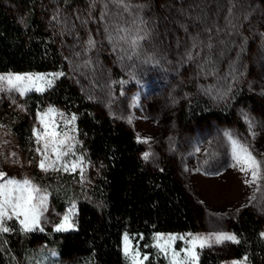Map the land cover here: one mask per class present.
<instances>
[{"label": "rangeland", "instance_id": "obj_1", "mask_svg": "<svg viewBox=\"0 0 264 264\" xmlns=\"http://www.w3.org/2000/svg\"><path fill=\"white\" fill-rule=\"evenodd\" d=\"M2 1L19 22L25 21L27 12L16 0ZM30 2L55 35L65 66L60 70L0 72V76L63 73L50 87L45 86L43 92L33 90L21 96L14 90H4L10 97L0 98V172L5 174L0 185L9 179L28 180L35 189L33 203L40 205L41 198H46L39 209L36 228L48 225L55 230L69 216L73 225L70 229H74L76 201L70 200L63 211H58L49 199L50 190L65 173H74L81 184H87L95 172L77 147L76 124L72 118L76 117L75 95L80 94L128 126L139 142L147 138L148 143L140 142L141 157L145 152L151 155L143 161L156 168L169 163L200 207L197 230L155 232L153 245L157 244V236L233 235L226 224L245 206L260 217V234L264 233V179L251 186L244 183L250 175L232 166L235 162L231 142L225 136L226 132L231 133V139L246 145L262 162L264 175V107L236 105L231 122L202 123L194 122L183 109L192 96L203 97L214 107L229 104L231 92L238 86L264 102V0H237L235 28L225 24L227 0H130L131 4L143 7H134L131 16L123 13L122 19L118 15L122 10L110 3L111 15L107 21L100 19L103 8L100 0L94 9L90 8L91 0ZM137 14L143 24L132 23ZM213 21L220 31L212 28L211 32H205ZM113 23L128 29L119 36H134L138 29L139 35L147 34L139 41L135 53L125 41L107 39L105 27ZM90 36L95 42L91 47ZM113 36L117 33L113 32ZM194 37L196 47L192 46ZM189 52L191 60L187 56ZM49 109L53 111L49 113ZM53 130L58 134L57 141H65L59 147L67 155L60 161H56L53 153L49 135ZM45 151L46 164H53L47 171L40 167ZM78 160L80 167L72 171L71 165ZM64 164L68 165V171L64 170ZM11 218L23 228L20 222L23 217ZM125 236L129 237L131 249L127 257ZM232 242L209 241L204 248L197 247L195 264H199L201 250L225 249ZM170 243L167 255L161 251L165 264H170L172 251L181 252L183 259L181 250L188 247L184 240ZM121 249L128 264H133L132 256L136 252L144 264L146 254L141 253L126 232L121 235ZM240 262L250 264L244 258L227 254L217 264Z\"/></svg>", "mask_w": 264, "mask_h": 264}, {"label": "trees", "instance_id": "obj_2", "mask_svg": "<svg viewBox=\"0 0 264 264\" xmlns=\"http://www.w3.org/2000/svg\"><path fill=\"white\" fill-rule=\"evenodd\" d=\"M16 2L27 12L24 22L0 0V72L63 69L58 41L34 3ZM6 97L9 94L0 91V98ZM230 101L214 107L203 97L192 96L183 109L194 122L202 123L231 122L236 105L264 107L240 86L232 90ZM75 112L77 147L95 172L87 184L74 173L63 174L53 183L49 199L58 211L75 200L76 226L56 231L46 225L26 232L14 218L6 219L4 226L10 230L0 232V264H128L121 249L123 232L148 257L144 264H165L162 252L152 244L153 233L197 230L200 207L169 163L156 168L143 161L141 143L123 122L80 94L75 95ZM261 225L250 207H242L226 224L236 242L225 249L201 250L199 264H217L226 254L264 264Z\"/></svg>", "mask_w": 264, "mask_h": 264}, {"label": "snow or ice", "instance_id": "obj_3", "mask_svg": "<svg viewBox=\"0 0 264 264\" xmlns=\"http://www.w3.org/2000/svg\"><path fill=\"white\" fill-rule=\"evenodd\" d=\"M100 2L103 4V8L101 10L100 19L102 21H107L110 17L111 13L108 10V4L115 5L118 9H121L122 12L118 13L120 18H123V13H127L128 15H133L132 9L134 7L142 8V5H133L130 3V0H100ZM97 0H91L90 8L94 9L96 6ZM237 0H227V14L224 17L225 24L235 28V24L233 23V20L236 19V8H237ZM197 19H200L199 17ZM204 19H207L205 17ZM245 19H247V16H245ZM83 23H87V21H82ZM203 23L204 21L201 20ZM133 24H143L144 21L142 19H139L138 14L134 17L132 20ZM111 28V30H110ZM212 28H216L217 31H220V28L218 25H216L215 21H213L212 25L210 27H206L204 29L205 32H211ZM128 29L119 26L118 24H111L107 25L105 27V33L107 36V39L110 42H113L117 38L119 40H123L126 43H128L129 47L133 51V53L136 52V50L140 47L139 41L146 38L145 34L144 36L139 35L140 29L137 30V34L134 36H119L118 34L121 32H127ZM113 32L117 33V36H113ZM196 37L193 38V47H196ZM94 40L89 37L88 45L94 46ZM208 47H211L209 44ZM188 59H192V54L189 52L187 54ZM63 75V73H57V74H49V76L44 75H7V76H0V91L7 89L8 91H16L21 96L25 95L29 91H37V92H43L45 90V86H51L53 83V80L56 78H59V76ZM49 113H51L53 110L49 109ZM75 120V117L72 118ZM41 123H44L43 118L41 119ZM45 127L47 128L48 125L45 124ZM249 127L251 129L252 124L249 123ZM51 137V144L53 145V153L56 156V161H60L61 157L63 155H67V152H61L60 147L64 145L65 141L60 140L57 141V133L53 130L51 133H49ZM231 133L226 132L225 136L229 137L231 142V155L232 159L235 162L232 166L238 167L239 170L246 174V176L250 175V179H245L244 183L248 186H251L253 184H257V182L261 179H264V175H262L261 166L262 162L258 161L256 157L252 154L251 151H249V148L246 145L241 144L238 140L231 139ZM255 133H253V136ZM43 139V137H40ZM139 139V138H138ZM142 143H148V139L145 138L141 140ZM49 147L48 144L45 145V149ZM70 150V149H69ZM199 150V149H197ZM149 152H145L143 154V159L148 160L150 157ZM45 159L40 162V167L47 171L49 167H53V164H46V161L48 159L47 151L44 153ZM80 161L73 163L71 165V170L75 171L78 167H80ZM64 170L68 171L69 167L67 164L63 165ZM5 174L0 172V178H2ZM35 191L33 186L31 185L30 181L24 180L23 182H18L13 179L7 180L3 185H0V232H8L10 229L4 226L5 220L10 219L11 216L16 217H23V219L20 221L23 225L24 231H32L34 228L38 227L39 219H40V212L39 209L44 203V199L41 198L40 205H36L33 203V195L32 193ZM255 196L250 197V199H254ZM9 211H11V216L9 215ZM70 218L69 216H65L63 223H61L57 228L56 231H66L73 227L72 223L69 222ZM264 236V233L261 234ZM177 239L184 240L186 245L185 249H182L184 256L183 259L180 258L181 252L172 251L171 252V261L170 264H195L196 260V249L204 248L207 246L209 241H214L215 243L219 244L223 241H233L236 242V237L231 234L227 233H217V234H210L208 236H191L189 234L188 237L185 236H168V237H160L157 236V244L156 247L160 250L165 252V254H168L169 249L171 248V243L174 242ZM161 241H164L162 244ZM124 251L126 257L130 255L131 249L129 246V237H124ZM148 257L144 256L143 260H147ZM133 264H143V261L140 259L139 252H136L135 255L132 256ZM240 264H243V262H240Z\"/></svg>", "mask_w": 264, "mask_h": 264}]
</instances>
